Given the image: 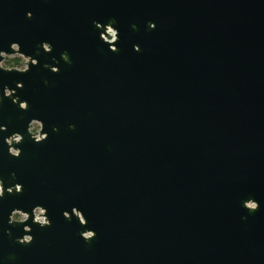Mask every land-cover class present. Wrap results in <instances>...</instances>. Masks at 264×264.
I'll return each mask as SVG.
<instances>
[{"label": "water", "instance_id": "water-1", "mask_svg": "<svg viewBox=\"0 0 264 264\" xmlns=\"http://www.w3.org/2000/svg\"><path fill=\"white\" fill-rule=\"evenodd\" d=\"M0 187V264H264V0H0Z\"/></svg>", "mask_w": 264, "mask_h": 264}, {"label": "built area", "instance_id": "built-area-1", "mask_svg": "<svg viewBox=\"0 0 264 264\" xmlns=\"http://www.w3.org/2000/svg\"><path fill=\"white\" fill-rule=\"evenodd\" d=\"M108 33L112 36V38H111L110 41H111V42L115 41V32L109 30ZM104 38L107 40L106 37H104ZM16 57H20V58H22V61H21L20 66H17V67H14V68H8V69H19V70H24V69H26L27 66H26V64H24V63L27 62V59H25L24 57H22V56H20V55L7 57L6 60H7V59H13V58H16ZM4 62H5V61H4ZM3 67H5V66H4V63H3ZM5 68H6V67H5ZM39 131H40V126H39L38 124H34V125L32 126V132L35 133V134H37V133H39ZM0 193H1V187H0ZM37 213H38V212H37ZM37 218H38V220H40V221L43 222V218L40 217L39 214H37Z\"/></svg>", "mask_w": 264, "mask_h": 264}, {"label": "trees", "instance_id": "trees-1", "mask_svg": "<svg viewBox=\"0 0 264 264\" xmlns=\"http://www.w3.org/2000/svg\"><path fill=\"white\" fill-rule=\"evenodd\" d=\"M21 61H22V58H20V57H16L13 59H7L4 62V66L6 68H14V67L20 66Z\"/></svg>", "mask_w": 264, "mask_h": 264}, {"label": "rangeland", "instance_id": "rangeland-1", "mask_svg": "<svg viewBox=\"0 0 264 264\" xmlns=\"http://www.w3.org/2000/svg\"><path fill=\"white\" fill-rule=\"evenodd\" d=\"M37 214L40 215V212L38 211ZM14 219L19 220V221H22V220L26 219V216H24V215H22V214H16V215L14 216Z\"/></svg>", "mask_w": 264, "mask_h": 264}]
</instances>
